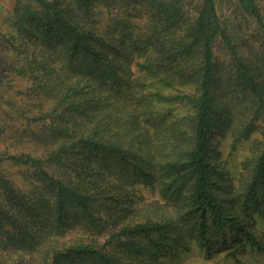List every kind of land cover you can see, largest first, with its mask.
Masks as SVG:
<instances>
[{"label": "trees", "instance_id": "16d2710c", "mask_svg": "<svg viewBox=\"0 0 264 264\" xmlns=\"http://www.w3.org/2000/svg\"><path fill=\"white\" fill-rule=\"evenodd\" d=\"M218 1H14L0 90L29 101L0 106V264H160L226 228L264 251L245 217L264 200V13L230 0L261 31L236 38ZM257 121L234 178L213 132ZM139 187L170 205L134 202Z\"/></svg>", "mask_w": 264, "mask_h": 264}, {"label": "rangeland", "instance_id": "374dc122", "mask_svg": "<svg viewBox=\"0 0 264 264\" xmlns=\"http://www.w3.org/2000/svg\"><path fill=\"white\" fill-rule=\"evenodd\" d=\"M15 0H0V30L7 31L9 23L6 17L12 13V5ZM196 2L198 0H190ZM262 11L264 13V1L261 0ZM218 13L222 16L223 25L225 29L234 35L236 38L246 37L251 41H259L260 27L251 17L243 18L239 13L232 10V2L230 0H219L217 3ZM140 21V20H138ZM243 35V36H242ZM255 38V39H254ZM250 42V41H249ZM253 44V43H251ZM255 45V44H253ZM216 57L223 64L227 63V52L223 45L222 39L219 38L215 43ZM18 83L14 85L17 87ZM4 88L0 90V106L6 107V110L13 112L11 109H19L27 105L29 99H21L16 95L15 89L8 90V85L5 83ZM8 100V103L5 101ZM11 108V109H10ZM2 111H0L1 113ZM14 113V112H13ZM15 115V113H14ZM16 116V115H15ZM263 123V122H262ZM257 126H253L252 135L248 139L233 140L234 136L227 134L224 138L221 133L213 132L215 149L220 152V160L226 163V167L231 170L234 178H243V171H239L238 164L250 157V145H253V139L260 131V123L256 122ZM259 127V128H258ZM244 136V135H243ZM233 144V146H232ZM242 172V173H241ZM241 173V175H240ZM245 173V172H244ZM140 201V204L148 201H156L157 206L166 208L164 204L165 199L158 190H153L147 187H139V193L134 198V202ZM260 200V199H259ZM251 200L253 210H248L245 217H250L253 227L256 229L258 238L264 242V200ZM254 201V202H253ZM170 205V204H168ZM108 228V227H107ZM225 238H222V232L210 233V239L206 245L199 246L198 243L190 240L186 246L176 247V250L170 249L164 252L160 257V264H239L232 257L231 250L236 248V258L239 259L240 264H264V251L258 249L256 245H252L248 241L239 248V244L243 241V237L239 236L237 231L226 228ZM80 229H73L67 233L66 237L73 235H80Z\"/></svg>", "mask_w": 264, "mask_h": 264}]
</instances>
